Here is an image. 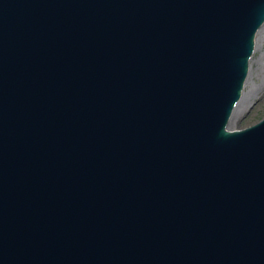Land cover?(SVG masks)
Wrapping results in <instances>:
<instances>
[{
	"label": "water",
	"instance_id": "95a60500",
	"mask_svg": "<svg viewBox=\"0 0 264 264\" xmlns=\"http://www.w3.org/2000/svg\"><path fill=\"white\" fill-rule=\"evenodd\" d=\"M264 0H0V264H264V115L231 128Z\"/></svg>",
	"mask_w": 264,
	"mask_h": 264
},
{
	"label": "rangeland",
	"instance_id": "374dc122",
	"mask_svg": "<svg viewBox=\"0 0 264 264\" xmlns=\"http://www.w3.org/2000/svg\"><path fill=\"white\" fill-rule=\"evenodd\" d=\"M249 59L248 82L242 87L243 95L229 122L231 128L246 126L264 115V23Z\"/></svg>",
	"mask_w": 264,
	"mask_h": 264
},
{
	"label": "bare ground",
	"instance_id": "6f19581e",
	"mask_svg": "<svg viewBox=\"0 0 264 264\" xmlns=\"http://www.w3.org/2000/svg\"><path fill=\"white\" fill-rule=\"evenodd\" d=\"M263 23H264V21H263L262 24L257 28V30H256V32H255V34H254V45H255V41H256L257 33L259 32V29L261 28V26L263 25ZM255 48H256V47H255ZM249 61H250V59H249ZM249 61H248V71H247L246 78H245V80H244V84H243V86L246 84L247 77H248V75H249V67H250V66H249V65H250ZM247 82H248V81H247ZM242 95H243V89H242V91H241V93H240V95H239L237 101L234 103V105H233V107H232V110H231L230 115H229V117H228V125H229V122L231 121V119H232V117H233V115H234L235 108L237 107L238 103L240 102V99H241Z\"/></svg>",
	"mask_w": 264,
	"mask_h": 264
}]
</instances>
